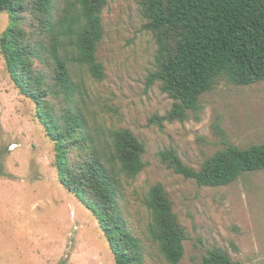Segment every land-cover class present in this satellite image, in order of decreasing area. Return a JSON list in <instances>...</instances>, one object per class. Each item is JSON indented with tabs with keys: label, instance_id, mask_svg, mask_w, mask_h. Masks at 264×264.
<instances>
[{
	"label": "trees",
	"instance_id": "16d2710c",
	"mask_svg": "<svg viewBox=\"0 0 264 264\" xmlns=\"http://www.w3.org/2000/svg\"><path fill=\"white\" fill-rule=\"evenodd\" d=\"M141 30L154 45L145 84H156L171 99L163 115L150 121L198 118L200 97L224 81L234 86L264 80V0H135ZM107 0H0L7 25L0 53L18 93L29 99L45 136L54 143L52 165L69 193L94 216L113 255L112 264H143V242L121 208L124 181L145 167V143L129 129H98L85 106L86 78L104 79L96 52L103 38L101 14ZM223 138L224 133L220 130ZM173 173L198 186L217 187L264 170V142L223 147L197 168L176 148L156 153ZM150 220L145 231L169 264L183 257L186 233L160 183L142 200ZM199 264H245L218 247Z\"/></svg>",
	"mask_w": 264,
	"mask_h": 264
},
{
	"label": "rangeland",
	"instance_id": "374dc122",
	"mask_svg": "<svg viewBox=\"0 0 264 264\" xmlns=\"http://www.w3.org/2000/svg\"><path fill=\"white\" fill-rule=\"evenodd\" d=\"M101 18L96 57L105 76L99 82L86 78L85 106L100 132L126 128L145 143L146 165L124 181L121 201L128 226L143 242V264H169L145 231L150 217L142 200L155 183L164 187L185 229L178 264H199L211 247L245 264H264V170L228 185L198 186L156 155L173 146L185 164L197 168L223 140L240 148L264 142V80L244 86L221 81L201 95L198 118L190 113L185 121L159 127L150 119L169 110L171 99L156 84H145L155 45L141 30L136 1L107 0ZM6 25L1 12L0 33ZM54 146L0 53V264H112L94 216L57 177Z\"/></svg>",
	"mask_w": 264,
	"mask_h": 264
}]
</instances>
